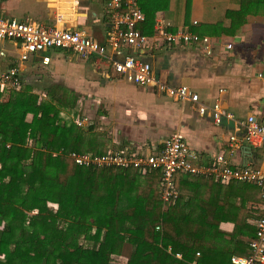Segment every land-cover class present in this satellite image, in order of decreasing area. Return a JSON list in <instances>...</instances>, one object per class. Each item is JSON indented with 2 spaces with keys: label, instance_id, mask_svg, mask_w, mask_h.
<instances>
[{
  "label": "trees",
  "instance_id": "1",
  "mask_svg": "<svg viewBox=\"0 0 264 264\" xmlns=\"http://www.w3.org/2000/svg\"><path fill=\"white\" fill-rule=\"evenodd\" d=\"M42 89L41 100L29 85L6 99L0 91V264H119L118 256L125 264H233L232 253L246 248L238 237L255 236L246 219L261 212L245 207L251 193L260 200L255 184L229 182L228 193L241 189L234 205L221 200L222 184L177 172V198L164 209L155 171L75 163L70 152L106 153L109 141L92 125L62 121L61 111L78 112L73 89L55 81ZM226 218L230 233L218 227Z\"/></svg>",
  "mask_w": 264,
  "mask_h": 264
},
{
  "label": "crops",
  "instance_id": "2",
  "mask_svg": "<svg viewBox=\"0 0 264 264\" xmlns=\"http://www.w3.org/2000/svg\"><path fill=\"white\" fill-rule=\"evenodd\" d=\"M104 2L81 0L78 9L70 11L63 0H0V14L53 24L54 13L60 10L65 18L58 25L83 31L89 37L104 42L108 26ZM136 2L144 14V19L137 23L143 34L152 37L156 19H161L168 23L170 31L183 28L209 37L211 51L206 53L198 43L169 44L158 38L151 49L141 52L126 46L123 47L124 53H134L148 61L155 75L167 83L189 86L198 94L199 102L207 106L216 100L238 119L249 114L257 119L264 116V0ZM227 44H231L230 48L226 47ZM19 54L18 42L0 40V72L17 66L21 87L31 86L39 100L45 97L42 87L46 81H55L73 89L78 95L76 114L90 118L94 123L91 132L106 138L109 150L127 147L155 152L167 135L178 131L204 162L223 152L232 164H250L264 170V146L253 147L241 142L236 148H231L229 136L242 135L241 126L234 121L215 124L208 114H199L197 104L181 102L153 87L126 81L113 71L108 56L91 54L80 58L66 50L51 49L20 60ZM43 56L48 57V62H42ZM10 90L2 91L1 98L6 99ZM75 115L67 111L60 113L62 121L64 118L73 120ZM31 116L28 113L26 120ZM211 179L222 184L219 186L221 200H235L234 205H238L241 193L238 183L228 193L229 182ZM251 194L245 207L259 214L260 200L254 201ZM256 218L248 217L246 222L254 226ZM218 227L230 233L234 224L226 218L219 221ZM251 238L240 235L238 239L246 248L242 253L238 248V252L232 255L246 256Z\"/></svg>",
  "mask_w": 264,
  "mask_h": 264
},
{
  "label": "built area",
  "instance_id": "3",
  "mask_svg": "<svg viewBox=\"0 0 264 264\" xmlns=\"http://www.w3.org/2000/svg\"><path fill=\"white\" fill-rule=\"evenodd\" d=\"M70 11H76L81 0H63ZM104 11L108 18L105 41L89 37L83 31L58 25L65 14L56 10L53 24H42L36 20H21L0 14V40H13L19 43L20 60H26L31 54L43 53L51 49L72 52L80 58L91 54L108 56L111 68L126 81L146 87H153L181 102L197 104L199 114H208L215 124L223 121H234L242 127V135L229 136L231 148L241 142L257 147L264 146V116L257 119L249 114L238 119L223 108L218 101L210 106L199 102L198 94L189 86L171 85L159 75H155L151 64L134 53H124L123 47L130 46L141 52L151 49L156 39L167 43H198L206 53H210V39L199 36L187 29L168 30V23L156 19L154 34L149 37L137 27L144 19V14L136 0H105ZM231 44L226 47L230 48ZM42 62H48L43 56ZM21 87V78L17 66H10L0 72V91L17 90ZM75 115V114H74ZM62 116V115H61ZM73 122L83 129L92 125L89 117L76 114ZM31 142V141H30ZM232 149L230 151H232ZM69 156L79 165L97 167L132 168L137 173L156 172L159 178V194L166 209L175 203L177 189L174 175L177 172L190 173L197 176L211 177L217 182L242 181L255 184L260 191L261 214L255 220V236L248 240L249 253L246 256L232 255L233 264H264V170L250 164L235 165L227 159L223 152L215 154L209 162L201 160V156L191 150L187 141L178 132L167 135L158 151L143 152L139 149L122 147L119 150H108L106 153L70 152Z\"/></svg>",
  "mask_w": 264,
  "mask_h": 264
},
{
  "label": "rangeland",
  "instance_id": "4",
  "mask_svg": "<svg viewBox=\"0 0 264 264\" xmlns=\"http://www.w3.org/2000/svg\"><path fill=\"white\" fill-rule=\"evenodd\" d=\"M62 122V121H61ZM92 122V121H91ZM92 124L94 125V123L92 122ZM49 204V206H51V208H55V204H52V203H48ZM64 222L62 221L61 223H60V225H64L63 224ZM125 260H126V258H125V256H118L116 259H115V261L117 262V263H119V264H125Z\"/></svg>",
  "mask_w": 264,
  "mask_h": 264
}]
</instances>
